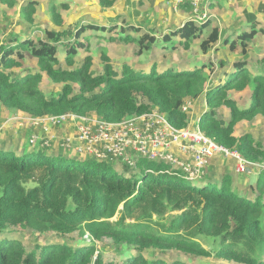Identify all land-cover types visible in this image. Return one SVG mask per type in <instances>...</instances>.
Wrapping results in <instances>:
<instances>
[{
    "label": "trees",
    "instance_id": "obj_1",
    "mask_svg": "<svg viewBox=\"0 0 264 264\" xmlns=\"http://www.w3.org/2000/svg\"><path fill=\"white\" fill-rule=\"evenodd\" d=\"M3 1L14 4V0ZM116 1L98 0L107 8ZM189 5L187 1L181 8ZM21 12L32 21L36 3L24 2ZM50 12L62 30L37 26L34 29L45 34L42 39L27 35L24 39L9 38L0 45V103L5 107L34 118L94 113L113 123L156 107L174 127L183 128L188 126L190 114L182 105L204 95L208 110L201 114L199 126L207 136L239 151L249 161L264 160L263 142L249 133L235 136L242 121L264 118V69L255 72L248 61H237L220 83L214 82L208 89L207 64L176 71L154 60L148 70L127 63L117 70L103 54V71L95 73L92 56L80 60V49L88 48L83 42L86 32L106 28L82 22L68 25L55 4ZM127 27L139 30L131 24ZM116 29L113 25L107 31ZM257 35L254 24L251 31L243 30L223 42L232 53L245 55ZM221 37L222 31L211 20L201 25L189 20L165 34L162 41L171 42L173 49L189 50L200 39V48L207 53ZM120 40L136 43L140 55L153 51L158 43L149 33L121 35ZM28 57L36 60L38 72H22ZM220 62L226 65L225 58ZM43 74L62 86L61 91L48 97L40 88ZM250 86V105L241 107L231 94ZM222 107L229 109V121L220 117ZM70 160L78 159L41 147L0 149V264H114L104 255L108 246H100L106 240L111 249L123 252L121 264H187L179 259L169 263L146 257L150 250L264 264V171L258 177V193L251 198L239 196L228 173L220 183L204 178L198 182L206 181V185L198 186L174 180L169 174H151L152 164L144 159L137 164L143 168L141 174L116 172L113 165L93 158L84 165ZM21 232L36 238L53 235L55 241L44 245L39 239L29 248ZM17 233L19 238L13 236ZM74 233L81 238L88 235L89 242L86 237L78 243Z\"/></svg>",
    "mask_w": 264,
    "mask_h": 264
},
{
    "label": "rangeland",
    "instance_id": "obj_2",
    "mask_svg": "<svg viewBox=\"0 0 264 264\" xmlns=\"http://www.w3.org/2000/svg\"><path fill=\"white\" fill-rule=\"evenodd\" d=\"M28 1H34L36 3V13L32 21H28L21 12L22 4ZM147 1V3L152 6V9L156 11H161L162 9H164L166 11L165 17H162L160 15L158 18L150 15L144 16L141 19V23H139L145 27L150 26L152 30L149 31H152L156 34L158 33L160 40L163 34L171 33V28L175 26H180L181 22L184 20L180 13L182 9L181 6L187 1L190 2V12H192L191 20L195 21L199 25H201V22L210 20L212 18L214 22L220 25V27L222 26L223 28H227L228 19L226 18L225 13H234L243 9L244 14L247 15V18L250 17L252 19V22L249 24H247L246 21L237 23L236 17L238 15L235 13L229 14V24L233 25V28H238V32H242L243 30L251 31L252 25L256 24L258 35L255 40L249 44L248 53L245 55L241 53H232L228 49L229 47L223 42V38L218 44L214 45L207 53H203V51L201 50V40L199 39L194 42V44L189 50H185L179 47L178 49H173L171 42L167 40V43L161 41V44L159 46L157 45L155 49H153V51L144 52L142 55H140L138 54V46L136 44L128 41L123 42L119 40L120 37H118L116 32L113 31L112 33H110L107 31L110 27L113 26V22H115L117 27H119L122 23L126 22L127 18H130L131 23L137 24L135 22V19L139 17V14L136 12H142V10L144 9L147 10V7L139 5V3L134 0L133 2L135 4H133L131 1L129 2L128 0L129 7L126 8L127 10H125L124 15L115 19L113 17L114 20L106 18V15L104 14V12L110 10L113 6L109 8L104 7L98 2V0H14V4L12 6H9L3 0H0V45L3 41L9 38L16 37L24 39L27 37V35L36 37L39 36L42 39L45 34L43 30L34 29L37 26H41L43 28L46 27L58 31L62 30L63 28L57 26L52 20L50 8L52 4H55L56 7L59 8V11L61 12L65 23L68 25H71L73 23L76 24L77 22H82L85 24L94 23L96 25L103 26L104 28H106V31L86 32L84 35L85 38L83 39V42L85 43V46H88V48L80 49V60L84 59L87 56H92V69L95 73H100L103 71L105 63L102 59L103 54H106V56L110 59L112 65L118 70L122 68L123 63H128L131 67L139 68L141 67L140 63L146 64L147 62H153L154 60L162 66H173L176 71L180 70L181 68H187V65L190 66L189 69H187L188 71H190L196 69V67H199L203 64H207V73L210 77V81H208L207 83V88L209 89L211 86H213L214 82H221L222 79L218 80V78L223 73V71L229 67L228 64H230L231 62L243 60L248 61V63L253 66L255 72H257L261 68H264V62L262 61L264 59V0H214L213 8H209L206 5L207 0H202L203 4L201 3L198 9H195L193 7L190 0H181L178 10H174L173 5L169 0L162 1L159 6H156L155 0ZM240 4H243V7H241ZM96 5L97 7H95ZM87 6H89L90 8ZM139 6H141V8H139ZM132 7H134L132 9L133 11H131ZM89 9H92L93 12L88 13ZM128 13H130V15ZM94 14L98 16L94 17ZM199 17H203L204 19H200ZM242 24L244 25L242 26ZM166 25L168 26V28L165 27ZM125 26L127 27L126 24ZM157 27H159V29L155 30ZM132 33V36H135V32ZM111 36L117 39L109 40ZM222 58H225V62L227 63L224 67L221 66L220 62ZM148 64H146L147 66H144L147 70L149 66ZM193 64H199V66L192 67ZM21 70L22 72L27 70L33 72L39 71L37 62L32 57L26 58L25 68ZM40 88L48 97H51L53 95H56L57 92H59V90L62 88V86L54 84L47 77L46 74H43V80L40 84ZM252 89L253 88L250 86L244 91H234L231 96L238 102L241 107H249L251 101L250 92ZM187 101H191L192 103V108L189 111L190 120L194 119L196 120V122H198V119L200 118L203 111L206 108L208 110V105L205 96L202 95L196 100L187 99L185 102ZM220 114V117L224 119V121H229L230 111L228 108L222 107V109H220ZM94 115L97 114H90L89 117L93 118L92 116ZM33 118L34 117H31L23 113L22 111L7 108L2 103H0V149L22 151L26 147L37 148V146L41 145V148H44V150L47 152L52 150L61 152L63 150L62 143L68 137H72L73 142L79 144L78 129L80 124L83 123L81 119H77L75 121H67L66 124L63 126L57 124L58 126L50 129L49 131H45L43 129L42 123L40 126H34L36 124H34L35 120ZM246 133L252 134L256 140H259L264 144V118L258 116L253 121H242L236 128L235 136L240 138ZM32 136H38L39 138V143L37 144L36 142V146L33 147H31L29 144V139ZM45 143L49 144L48 148L44 146ZM76 144H73V146H75ZM67 149L68 151H63L64 154H69V156H71L72 158L78 159L72 161L70 160L72 163L84 165L85 162H88L92 159H90L89 157H84V154L77 153L74 148ZM74 154L78 157H75ZM214 158H219L220 162L228 161L229 165L227 167V172L233 171V173L237 174L235 171V164L232 159L227 158L221 154H216V156H214L212 159ZM144 161L146 164H152V167L149 170L154 171V173L151 174H155V172L159 170L160 164L158 162L150 161L148 159H144ZM262 162H264V160ZM110 165H113L114 171L120 173L124 171L127 174H141V169H143L138 168V165L135 168H127L124 163L121 162H117L115 164ZM224 168H222V171L216 173L213 176L214 179L212 180L220 179L219 177H221V175L223 174ZM207 172L208 169L206 170V174L205 176H203V178H208ZM252 174H259V172H255ZM243 178L239 180L236 179V181H234L237 187L239 182V189L245 187V181ZM172 179L179 180L187 185H206V181L200 183L192 182L178 177H172ZM246 181H248V178ZM243 195H250L251 198H255V196L248 194V192H245ZM13 236L19 238V233ZM21 236L24 237L20 238L29 248L33 246L35 247V243H37L39 239L41 244L44 245L47 244V242L55 241L53 235H49L48 237L46 236V238H44L43 236L36 238L28 232H21ZM54 236L61 239L60 236ZM73 237H75L74 240H76L78 243H82L83 239H85L87 235L85 236V238H81L79 233H74ZM89 240L90 238H87V242H89ZM102 244H106L108 246V250L104 251L106 259H112L114 264H121V260L124 257L123 252H116L115 250L111 249V242L109 240H106L104 243H100V246H102ZM75 245H77V243H75ZM205 247L209 248L208 245H205ZM146 257L163 258L166 259L169 263H172L174 260L179 259L187 264H239L235 261H228L225 259H216L214 257L207 258L203 256L186 254L178 250H169L168 252H161L160 250H150L146 253Z\"/></svg>",
    "mask_w": 264,
    "mask_h": 264
},
{
    "label": "built area",
    "instance_id": "obj_3",
    "mask_svg": "<svg viewBox=\"0 0 264 264\" xmlns=\"http://www.w3.org/2000/svg\"><path fill=\"white\" fill-rule=\"evenodd\" d=\"M169 1L174 10H178L181 0ZM190 1L195 9L202 3V0ZM199 18L204 19L205 16ZM191 108V101L182 105V110L186 113ZM92 117L66 113L33 119L36 124L34 126L42 123L45 131L58 126L57 124L63 126L67 121L81 119L83 123L78 129L80 145L74 143L72 137H68L62 143V149L74 148L77 153L108 164L121 162L128 168H135L140 160L148 159L164 166L157 172L198 182L205 176L211 159L216 154H221L235 162V171L239 175L264 171V162L249 161L239 151L226 148L207 136L199 126L200 118L196 122L189 117L188 126L176 128L169 122L167 115L156 107L116 123L97 115ZM36 142L39 143L38 136L30 137L29 143L32 147L36 146ZM44 146L48 148L49 144L45 143Z\"/></svg>",
    "mask_w": 264,
    "mask_h": 264
},
{
    "label": "crops",
    "instance_id": "obj_4",
    "mask_svg": "<svg viewBox=\"0 0 264 264\" xmlns=\"http://www.w3.org/2000/svg\"><path fill=\"white\" fill-rule=\"evenodd\" d=\"M132 2L133 4H135L134 2H133V0H129V2ZM134 1H136L137 3H139V5H142L143 7L145 6V7H147V10H142V12H136V13H138L139 14V17H137L136 19H135V22L137 23V24H134V23H131L130 21V18L128 19H126V22L125 23H122L121 24V26H119V27H117V29L114 31V32H116L117 33V35H118V37H120L121 38V35H127V34H130V35H133V33L132 32H135L134 33V35H135V37H137V36H141L142 34H144V33H149V34H151V35H153V36H155L156 38H158V43H157V45L159 46L160 44H161V41H162V38H163V36L165 35V34H167V33H165V34H163L162 36H161V40H160V37L158 36V33L156 34V33H154V32H152V31H149V30H152V28L149 26V27H145V26H142V24H139V23H141V19L144 17V16H155L156 18H158L159 17V15L160 16H164L165 17V13H166V11L164 10V9H162L161 11H156V10H154V9H152V6L150 5V4H148L147 2V0H134ZM162 1H164V0H155V4H156V6H159L160 5V3L162 2ZM203 4V3H202ZM213 4H214V0H207V3H206V5L209 7V8H213ZM95 5V4H94ZM240 6L241 7H243V4H240ZM87 7H89V6H87ZM94 7V6H93ZM95 7H97V5L95 6ZM94 7V8H95ZM127 7H129L128 6V0H117L116 1V3L114 4V6L110 9V10H107L106 12H104V14L106 15V18H109V19H113V17H114V19L115 18H119V17H121V16H123L124 15V13H125V10H127L126 8ZM90 8V7H89ZM134 7H132L131 8V11H133L132 9H133ZM139 8H141V6H139ZM190 10H191V7H190V5H189V7H188V9H181V16L184 18V20L181 22V24H180V26L179 27H173V28H171L170 29V32L172 33L173 31H175V30H177L178 28H180V27H182L184 24H185V22H187V21H189V20H191V15H192V12H190ZM89 12H93V10L92 9H89L88 10V13ZM173 12V11H172ZM174 13V12H173ZM173 13H172V17H173ZM237 14L238 16L236 17V22L237 23H239V22H245L246 21V23L247 24H249V23H251L252 22V19L250 18V17H248L247 18V15H245L244 14V11H243V9L241 10V11H237V12H234V13H225V16H226V18L228 19V22H227V28H223L222 26L220 27V25L219 24H217L216 22H214V20L211 18L210 20H211V22H212V24L213 25H218L219 26V28H220V30L222 31V37H221V39L223 38V41H224V39L225 38H227V37H230L231 35H233V34H237V33H239L238 32V28H233L232 26L233 25H230L229 24V21H230V19H229V14ZM129 15H130V13H128ZM132 14H133V12H132ZM138 14H137V16H138ZM94 17H96V16H98V15H93ZM257 17V16H256ZM167 18V17H166ZM113 19V20H114ZM207 21V20H206ZM202 23V22H201ZM114 26L116 25L115 24V22H113L112 23ZM125 24L126 25H129V24H133L132 26L133 27H136V28H138L139 30L137 31V30H134V29H132V31L131 30H129L128 29V27H126L125 26ZM244 24H242V26H243ZM156 26V25H155ZM162 27H164V26H162ZM166 28H168V26L166 25L165 26ZM157 29H159V27H157L155 30H157ZM125 31H127V34L126 33H124ZM130 32V33H129ZM164 32H166V31H164ZM169 33V32H168ZM111 38H113V39H109V40H116L117 38H114L113 36H111ZM120 40V39H119ZM176 40V39H175ZM121 41H123V42H126V41H124V40H121ZM134 43V42H133ZM134 44H136V43H134ZM137 45V44H136ZM156 45V46H157ZM138 46V45H137ZM138 48V47H137ZM146 52H149V51H146ZM142 55V54H141ZM150 62H152V61H149V62H147L146 64H148V63H150ZM235 63V61L234 62H231L230 64H228L229 65V67L227 68V69H225L224 71H223V73L220 75V77L218 78V80L219 79H222V77H223V75H224V73L225 72H231V68H232V66H233V64ZM259 63V62H258ZM258 63H256V64H258ZM128 64V63H127ZM146 64H143V63H140V65L141 66H147ZM227 64V63H226ZM199 66V64H193V66L192 67H194V66ZM160 66H162V65H160ZM225 66V65H224ZM224 66H222V67H224ZM190 66L189 65H187V68H189ZM140 68V67H139ZM148 68H149V66H148ZM253 68V67H252ZM116 69V68H115ZM262 69H264V68H261L260 70H262ZM118 70V69H117ZM254 70V69H253ZM250 94H251V92H250ZM207 110V108L204 110V111H206ZM22 150V149H21ZM18 151H20V150H18ZM23 151V150H22ZM64 150H62L61 152H63ZM65 151H68V150H65ZM56 152H58V151H49V153H56ZM64 153V152H63ZM71 154V153H70ZM69 155V154H68ZM74 156L75 157H78V156H76L75 154H74ZM79 157H82V156H79ZM84 157H87V156H84ZM88 158V157H87ZM91 159V158H90ZM224 161V160H223ZM234 164H235V162H234ZM228 165H229V162L228 161H224V162H220V159L219 158H214V159H212L211 160V162H210V166L207 168L208 169V172H207V179H209V178H211V180L212 179H214L213 178V176L216 174V173H218L219 171H222V168H224V167H226V168H224L223 169V174L221 175V177H219L220 179H217V180H213V181H215L216 183H220L221 181H222V178H223V176L225 175V174H230V175H232V178H233V186H234V188H235V190H236V192H238L239 193V196H242V197H246V195H243L245 192H248V194H251L252 196H256L257 195V182H258V177H259V175L260 174H251V175H242V174H235V173H233V171L232 172H227V167H228ZM239 177V178H238ZM244 177V178H243ZM241 178H243L244 179V181H245V187H242L241 189H239V182H238V187L236 186V184L234 183V181H236V179H241ZM247 178H248V181H246L247 180ZM204 179V178H203ZM202 179V180H203ZM205 180V179H204ZM249 183V184H248ZM240 191V192H239ZM247 197H250V195H248Z\"/></svg>",
    "mask_w": 264,
    "mask_h": 264
},
{
    "label": "clouds",
    "instance_id": "obj_5",
    "mask_svg": "<svg viewBox=\"0 0 264 264\" xmlns=\"http://www.w3.org/2000/svg\"><path fill=\"white\" fill-rule=\"evenodd\" d=\"M259 174H261V173H259ZM87 236H88V235H87ZM88 237H89V236H88ZM88 237H87V238H88Z\"/></svg>",
    "mask_w": 264,
    "mask_h": 264
}]
</instances>
